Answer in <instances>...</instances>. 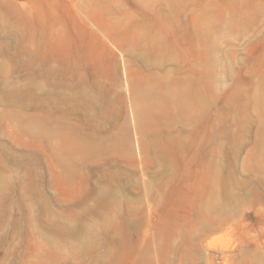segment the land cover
Here are the masks:
<instances>
[{"label":"rangeland","instance_id":"rangeland-1","mask_svg":"<svg viewBox=\"0 0 264 264\" xmlns=\"http://www.w3.org/2000/svg\"><path fill=\"white\" fill-rule=\"evenodd\" d=\"M0 264H264V0H0Z\"/></svg>","mask_w":264,"mask_h":264},{"label":"bare ground","instance_id":"bare-ground-1","mask_svg":"<svg viewBox=\"0 0 264 264\" xmlns=\"http://www.w3.org/2000/svg\"><path fill=\"white\" fill-rule=\"evenodd\" d=\"M52 73V72H51ZM58 94V93H57ZM66 95V94H65ZM60 98L65 99L66 97H62L61 95H59ZM68 97V96H67ZM53 107V106H52ZM59 110V109H58ZM62 111V110H61ZM57 133V132H56Z\"/></svg>","mask_w":264,"mask_h":264}]
</instances>
